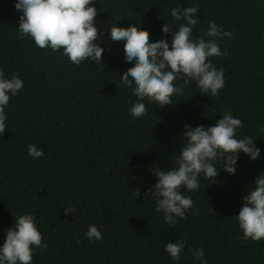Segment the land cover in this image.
Masks as SVG:
<instances>
[{"label":"trees","instance_id":"16d2710c","mask_svg":"<svg viewBox=\"0 0 264 264\" xmlns=\"http://www.w3.org/2000/svg\"><path fill=\"white\" fill-rule=\"evenodd\" d=\"M13 3L0 0V68L24 83L10 97L0 134V243L16 216L33 213L47 247L36 249L32 264H193L188 245L202 247L207 264H264V239H241L233 215L248 183L264 169V0H93L102 64L79 66L60 51L37 47L31 37L19 38ZM177 3L198 7L195 36L208 20L232 33L219 41L228 55L210 58L224 70V87L209 98L190 82L170 105L145 100L147 114L133 120L128 109L136 98L118 75L130 65L122 42L111 41L106 30L131 23L150 42L169 39L160 26L174 29L168 13ZM226 110L243 123L238 136L257 135L261 155L250 160L240 153L234 175L221 170L214 182L201 178L196 191L181 189L197 213L190 210L169 227L153 211L150 193L134 198L133 190L143 193L155 182L156 167L171 166L184 124L211 125ZM28 144L43 156L30 157ZM68 206L72 213L64 212ZM89 224L101 232L100 242L85 238ZM177 239L187 244L174 262L163 247Z\"/></svg>","mask_w":264,"mask_h":264},{"label":"clouds","instance_id":"9594fccd","mask_svg":"<svg viewBox=\"0 0 264 264\" xmlns=\"http://www.w3.org/2000/svg\"><path fill=\"white\" fill-rule=\"evenodd\" d=\"M13 7L19 13L16 29L19 38L31 37L41 49L60 51L77 66L82 61L102 64L104 49L101 47L102 37L97 34L95 17L98 10L93 0H14ZM197 11L196 5L181 8L177 3L171 7L168 16L174 22V29L168 23L160 26L161 33L169 34V39L162 36L150 42L148 33L131 23L127 26L114 23L106 30L111 41L122 42L124 59L130 65L118 75L123 87L130 89L131 96L136 98L128 109L133 120L147 114L145 100L158 108L170 105L172 97L183 95L190 82L195 83L199 93L209 98L217 97L224 87V70L216 67L210 58L228 55L226 49H221L219 41L224 37L231 39L232 33L208 20L207 28L195 36L193 30L199 23ZM179 21L183 22L175 23ZM177 80L182 84L174 83ZM23 83L18 73L6 76L0 68V134L6 128L5 109L10 97L17 94ZM242 127L241 119L233 116L230 110L219 115L211 125L184 124L182 146L178 155L173 152L171 166L156 167L152 171L155 182L143 193L139 189L133 190L134 198L138 195L147 197L150 193L153 211L162 214L164 224L169 227H174L177 219H184L190 210L195 215L197 209L192 198L183 194L181 189L196 191L201 178L214 182L221 170L234 175L240 153L250 160L260 157L261 150L253 142L257 135L238 136L237 130ZM27 154L36 159L43 156V151L34 144H28ZM241 200L238 212L233 214L242 233L241 239H264V169L248 183ZM73 211L72 206L64 208L65 213ZM84 236L89 242L102 239L94 224L87 226ZM76 242L79 243V238ZM186 244V239L168 241L163 250L171 260L178 262ZM46 247L35 215L19 214L7 227L0 243V264H32L36 249ZM187 250L193 264H207L202 247L188 245Z\"/></svg>","mask_w":264,"mask_h":264}]
</instances>
